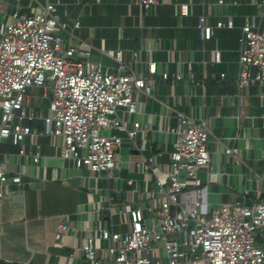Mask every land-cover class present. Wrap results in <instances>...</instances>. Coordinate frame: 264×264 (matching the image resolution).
Instances as JSON below:
<instances>
[{"label":"crops","instance_id":"1","mask_svg":"<svg viewBox=\"0 0 264 264\" xmlns=\"http://www.w3.org/2000/svg\"><path fill=\"white\" fill-rule=\"evenodd\" d=\"M222 1L158 0L148 11L132 0L59 1L56 16L67 26L60 34L63 49L89 51V60L111 74L116 73L115 55L126 64L136 57L131 67L136 75L148 79L153 94L152 98L136 97L134 120L142 130L135 147L124 145L119 150L116 168L107 177L64 162L51 140L42 135L32 139L41 156L37 166L30 158L18 157L17 147L0 146V168H7L10 175L22 174L21 184L10 186L0 204V264H82V259L69 255L89 236L94 221L110 225L111 217L114 222L120 220V211L155 206V201L143 195L146 187L155 191V181L148 175V185L144 184L141 154L163 153L156 162L168 163L167 153L175 139L165 131L176 125L175 112L205 120L211 133L210 165L200 173L201 185L196 189L202 213L245 194L248 203L264 200V83L263 89L254 85L240 90L234 83L240 28L245 21L259 26L260 9L258 0ZM44 3L0 0V21H9V15L18 9L25 14L33 9L42 12ZM182 7H186L185 13ZM227 17H232L233 27L217 28ZM201 21L211 29L209 40L202 37ZM76 22L78 29L73 28ZM215 49L220 52L219 64L214 63ZM150 64L155 66L152 76L147 74ZM163 74L169 78L180 74L182 79L163 82ZM222 74L225 80L221 81ZM29 103L40 115L47 114V102L33 92ZM121 119L126 121L124 114ZM32 128L41 133L42 121L32 123ZM30 142L27 138L24 145L34 152ZM226 149L236 151L239 161L226 154ZM60 220L70 229L57 247L54 234ZM257 241L264 250V230Z\"/></svg>","mask_w":264,"mask_h":264},{"label":"built area","instance_id":"2","mask_svg":"<svg viewBox=\"0 0 264 264\" xmlns=\"http://www.w3.org/2000/svg\"><path fill=\"white\" fill-rule=\"evenodd\" d=\"M59 1L45 0L39 13L33 9L25 14L18 9L9 15V21H0V146L17 147L18 157L24 161L30 158L37 166L41 156L32 139L42 135L51 140L64 162L107 177L116 168L119 150L124 145L135 147L142 130L134 120L136 97L152 98L153 89L148 79L133 71L136 57L126 64L115 55L116 73L111 74L89 60V51L63 49L60 34L67 26L56 16ZM132 1L144 11L158 4V0ZM258 7L260 25L245 21L237 39L240 49L234 83L238 90L264 83V0H258ZM203 24L201 21L202 37L209 40L211 29ZM222 27L231 29L232 17L217 24ZM73 28L78 29L79 22ZM80 46L89 50L85 43ZM214 63H220L218 49ZM147 74H155L153 64ZM181 79L180 74L161 76L163 82ZM219 80H225V75ZM34 89L40 90V98L47 102L46 115L29 103ZM261 97L264 99V89ZM36 121L43 123L41 133L32 128ZM175 121L176 125L165 131L175 139L167 164L156 162L163 153L141 154L144 184L148 185V175L155 181V191L146 187L143 195L156 205L120 211V220L114 222L111 217L110 225L94 221L89 236L69 257L82 259V264H264V250L257 241L264 230V200L248 203L245 194L202 213L196 189L201 185L200 173L210 165L211 133L203 119L175 112ZM27 138L34 152L26 149ZM225 153L239 161L236 151L226 149ZM21 178L19 172L10 175L7 168H0V204L10 186L21 184ZM69 229L64 221L57 223V247L62 246ZM97 242L107 246L98 247Z\"/></svg>","mask_w":264,"mask_h":264},{"label":"rangeland","instance_id":"3","mask_svg":"<svg viewBox=\"0 0 264 264\" xmlns=\"http://www.w3.org/2000/svg\"><path fill=\"white\" fill-rule=\"evenodd\" d=\"M32 92H33V94H35V97H37V96L41 97V95H40L41 93L39 94L37 91H36V92H35V91H31V94H32ZM34 92H35V93H34ZM34 100H35V99H34ZM34 100H33V101H34Z\"/></svg>","mask_w":264,"mask_h":264}]
</instances>
